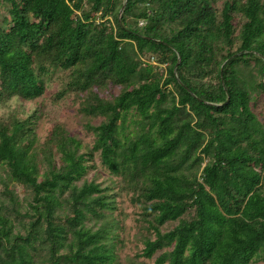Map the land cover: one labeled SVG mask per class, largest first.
<instances>
[{"label": "trees", "instance_id": "trees-1", "mask_svg": "<svg viewBox=\"0 0 264 264\" xmlns=\"http://www.w3.org/2000/svg\"><path fill=\"white\" fill-rule=\"evenodd\" d=\"M0 9V264L264 263V0Z\"/></svg>", "mask_w": 264, "mask_h": 264}, {"label": "rangeland", "instance_id": "rangeland-1", "mask_svg": "<svg viewBox=\"0 0 264 264\" xmlns=\"http://www.w3.org/2000/svg\"><path fill=\"white\" fill-rule=\"evenodd\" d=\"M2 10L0 9V14ZM118 88L112 89V91L117 92ZM68 104L66 102L53 104L49 99V94L43 98L37 99L35 101H21V100H11L8 104V107L0 108V114L7 113L9 110L14 107L19 109H25L27 112H30L34 108H39L40 119L38 121L37 126V135L42 138L51 127V125L55 122V120H61L67 123V126L71 131L80 132L85 140L89 139V136L85 134V130L81 128L75 115L73 114V109L67 107ZM123 210L129 214L125 218V226H126V234H124V239L132 238L134 233V220L132 216V206L130 205L128 200H125L123 203ZM128 234V235H127ZM125 247L122 249V252H134V243L130 242V240H125ZM256 264H264L263 262H258Z\"/></svg>", "mask_w": 264, "mask_h": 264}, {"label": "water", "instance_id": "water-1", "mask_svg": "<svg viewBox=\"0 0 264 264\" xmlns=\"http://www.w3.org/2000/svg\"><path fill=\"white\" fill-rule=\"evenodd\" d=\"M124 5H125V4L122 5V7H121V9H120V11H119V16H120V14L122 13V11H123V9H124Z\"/></svg>", "mask_w": 264, "mask_h": 264}, {"label": "built area", "instance_id": "built-area-1", "mask_svg": "<svg viewBox=\"0 0 264 264\" xmlns=\"http://www.w3.org/2000/svg\"><path fill=\"white\" fill-rule=\"evenodd\" d=\"M140 24H143V21H140ZM151 61H153V58H151Z\"/></svg>", "mask_w": 264, "mask_h": 264}]
</instances>
